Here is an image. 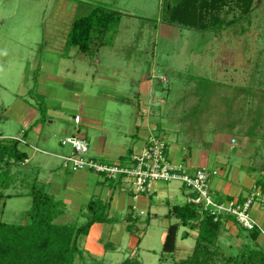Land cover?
<instances>
[{
    "label": "rangeland",
    "instance_id": "374dc122",
    "mask_svg": "<svg viewBox=\"0 0 264 264\" xmlns=\"http://www.w3.org/2000/svg\"><path fill=\"white\" fill-rule=\"evenodd\" d=\"M172 1L0 0V140L19 137L22 139L19 142L21 150L29 153L25 162L13 159L9 163L7 158L3 160L0 156V189L1 182L5 183L1 190L7 195L0 203V220L15 224L28 222L27 211L32 205L30 192L33 187L43 185L42 182L48 179L49 172L56 166L64 176L73 173L64 166L63 157L61 163L60 158L33 147L42 149L36 135L49 132L50 118H47L45 110L48 105L59 102L54 98L51 102L44 99L38 79L40 73L35 67L42 62L51 64V72L63 69L66 73L69 66L71 77L75 76L73 79L82 74L88 83H97L103 90L115 93L116 102L110 100L103 112L113 139L119 136L112 128L116 125L124 132L120 137L125 138L129 118L135 114L134 106L138 104V86L150 78L159 110L164 111V117L174 118L176 130L172 132V138H179V146L191 144L210 150L216 132H225L228 137H246L252 147H246L249 163L236 153L223 155L229 160L231 174L237 167L241 181L247 172L249 175L253 173L258 184L264 186V0H254L247 15H241L240 9L233 4L232 10L223 15L226 21L234 15L239 20L225 23L218 30L184 27L168 20L165 9ZM96 5L121 12L119 23L103 33V45H94L88 53L67 46L65 39L73 20L88 14ZM98 60L101 66L98 62L94 64ZM103 70L112 76V80L99 79L98 71ZM163 77L166 80H162ZM50 84L64 86L55 80ZM120 96L123 100H119ZM177 104H181L179 110H173ZM31 110L38 114L34 122L27 119ZM64 128L71 131L63 132ZM80 128L81 125L54 121L50 129L56 136L51 144L65 153L64 156L69 155L72 146L62 141L68 135L82 136L83 128L77 131ZM28 135L32 142L24 143V137ZM88 135L92 137L90 133ZM233 145L239 149L237 144ZM252 167H256L254 172ZM227 175L236 182L230 171ZM123 185L130 187L128 183ZM52 194L56 199L64 200L63 194ZM94 200L95 204L109 202L110 205V199L106 201L96 196ZM151 201H159L161 207L168 211L169 205L161 202L156 194ZM73 202L76 205L77 202ZM81 206L83 208L79 207L81 209L77 212L71 209V205L66 207L64 204V212L54 222L82 225L87 221L89 211L87 205ZM128 209L120 210L114 216L119 223L104 222L105 226H96L93 234L79 237V245L84 249L88 262L97 260L100 264H120L127 257L136 255L144 264H175L192 253L196 243L195 229L191 230V236L182 239L189 228L180 226L179 246L173 255L167 254L163 252V232L166 233L169 224L177 219H166L164 215L148 219L138 210L130 215L133 218L130 220ZM253 211L251 209V213ZM258 215L262 220H256L264 229V217L260 213ZM123 223L134 224L133 240H130L131 234L122 241L118 235H112V227ZM226 228L229 232L224 233L222 245L228 252L237 253L247 242L255 246L249 230H242L239 225L231 223H227ZM99 229L102 231L100 237ZM239 230L243 231L242 235L238 234ZM108 241L113 246L106 248ZM258 242L264 246V239L259 238ZM76 264L83 262L76 258Z\"/></svg>",
    "mask_w": 264,
    "mask_h": 264
},
{
    "label": "crops",
    "instance_id": "0c3cea01",
    "mask_svg": "<svg viewBox=\"0 0 264 264\" xmlns=\"http://www.w3.org/2000/svg\"><path fill=\"white\" fill-rule=\"evenodd\" d=\"M51 42L52 41H50V43ZM97 62L101 66L100 60L95 61L94 64ZM35 67H38L40 73L38 79L39 82H41L40 86H42L41 91L44 93V99L47 98L49 102H51V98L57 99L59 101V104L55 103L53 105H48L47 110H45L47 118H50L49 123L51 124L54 121H65L67 125H81V128L77 129V131L79 132L83 128L81 137L88 141L89 155L91 157L107 163H131L130 159L132 155L140 153L144 147L148 146L152 137L162 134L169 141L168 155L172 163H183L187 166V171L189 173H193L199 168H207L209 170L210 168H213V170H216L217 173L212 174V178L210 177V193L212 198L218 202H228L232 200L239 202L240 199H246V197L252 195L254 197V203L251 209L252 211L256 210V213L253 211L252 216L261 222L262 218L259 217L258 214L260 213L264 217V186L262 187L258 184V180L253 173L252 175H249L247 172V175L244 177L245 179L241 181L237 167L234 168L231 174V167H228L229 160L223 155V153H236L238 156H241L244 159L245 163H249L247 158L250 156L248 155L246 147H252L247 143L248 138L246 139V137H240V139L238 137L235 138L234 136L228 137L225 132H216L215 136L213 137L214 142L210 145V150L207 148L194 147L191 144L179 146V138L176 140L175 138H172V132L176 130L174 118L170 116L167 118L165 116V119L163 114L164 111L159 110L156 97H154L155 89L152 86L150 82L151 80L149 78L143 80L138 86V104H135L136 106H134L136 107V109H134L135 114H131L129 118L130 124L127 126L128 133H125V138L120 137V135L124 132L121 130V127L116 125L112 128L116 131V134L119 133V136L114 137L113 139V137L109 135L111 133V127L106 125V123H108L107 117H105V113L103 112L105 111L106 105H108L110 100H114L113 102H116L115 99L117 97L114 95L115 93H112L110 90H103V88L98 86L97 83L96 85L88 83L86 77L82 74H77L78 81H72L77 79H73L75 76L71 77L72 74L70 70L72 69L69 66L66 67V73L63 72V69H60L57 72H51V64L48 62L39 63V65L37 64ZM93 72L94 75H96V71ZM104 72L106 71H98L99 79L112 80V76ZM54 80L62 82L64 86L56 87V84H54L55 86H51L50 81ZM162 80H166L165 77H163ZM51 95L55 97H50ZM119 100H123V98L120 96ZM174 106L175 109L173 110H179L181 104ZM172 113L173 112H171V114ZM27 115V119L32 122H34L38 116V114H35L33 110H31ZM75 115L81 116V120L79 122L73 119ZM167 115H170V112ZM167 120H169V122ZM50 124L48 133H44V135L40 136L36 135L39 143L42 144V149L33 144L32 145L34 148L46 153L47 155L60 158L62 163V157H64L65 153L57 150L56 145H53V143L51 144V141L54 136H56V133L52 132L50 129ZM62 130L63 132L67 130L71 131V129L65 128ZM27 132L29 133V131H26V133ZM88 133H90L92 137H90ZM16 139L19 141L22 140L19 137ZM23 142H32L30 141L29 135L24 137ZM33 143L35 144L36 142ZM233 144H237L239 149L237 150ZM27 154L29 157L28 152ZM252 168L254 172L256 167ZM229 171L232 178L236 179V182L232 179H229L228 175L226 176L227 172ZM72 172L73 173L64 176L60 173L56 166V168H53L49 172L48 179L42 182V186H44L46 190L50 191V193L58 192L63 194L64 200L62 201H65L64 204H66V207L67 205H71V209H76L77 212L83 208L81 205H87L93 198L98 196L104 198L106 201H109L110 199L109 216L116 217V214L119 213L120 210L125 209L126 211V209L129 208V216L133 215L139 210L140 214H146L148 219L150 216L157 218L161 215H164L166 219H173L176 217L168 216L170 212L169 206L171 204H183L194 199L195 193L185 184H182V182L179 180H174L176 183H174V181H156L153 183V189L151 193L135 194L131 187V183L127 180L108 178L104 174L97 173L89 169ZM213 175H216L217 177ZM114 181H117V185ZM124 183L130 184V187L127 188L123 185ZM63 189L65 190L64 192ZM155 194L161 202L164 201L166 203V206L169 205L168 211L161 207L162 203H159V201H151V198ZM73 201L77 202L76 205ZM161 209L162 212L160 213ZM119 222L117 220L116 223ZM99 225L105 226L104 222H95L91 226L88 235L93 234L95 227ZM126 226L127 225L125 223L114 225L111 229L112 235H118V239L122 241L125 236L128 237V234H131L129 237L130 240H133V233L127 230ZM100 230L101 229L98 230L99 237L102 236V231ZM191 230L193 229L189 228V231H185V233L188 232L186 238L191 236ZM195 230L197 231V229ZM165 235L166 233L163 232V239ZM183 236L182 239H186ZM259 238L264 239V229L259 234L258 239ZM177 241L176 244L178 247L179 245ZM132 243L134 244L133 241ZM262 247L264 248V246ZM134 252L135 249L133 250V253ZM92 264L100 263L97 260H92Z\"/></svg>",
    "mask_w": 264,
    "mask_h": 264
},
{
    "label": "trees",
    "instance_id": "16d2710c",
    "mask_svg": "<svg viewBox=\"0 0 264 264\" xmlns=\"http://www.w3.org/2000/svg\"><path fill=\"white\" fill-rule=\"evenodd\" d=\"M253 2L254 0H173L167 4L165 10L168 12V20L184 27L218 30L225 23L237 21L236 15L230 21L225 20L233 4L240 9L241 15H247ZM121 16L119 11L96 5L88 14L73 20L66 45L88 53L94 45L104 44L101 40L103 33L111 26L117 25ZM19 142L16 138L9 141L0 140V156L3 160L7 158L9 163L13 159L24 162L28 158L27 152L19 148ZM1 185L2 188L5 187V183L1 182ZM1 189L0 203L7 196ZM30 195L32 205L27 211L28 222L15 224L0 220V264H76V258L83 264H92L86 260L78 239L80 236H87L95 222H116L115 217L109 216V202L98 204L96 201L95 204V200H91L86 206L89 211L87 221L77 226L73 223L54 222L56 217L64 212V202L56 199L44 186H34ZM196 197L195 193L194 198ZM244 201L245 199H240L238 203L243 204ZM168 216H174L178 220L167 227L163 252L171 255L175 253L180 226L198 231L192 253L175 264H264V248L258 242V236L263 231L261 226L248 229L233 214H220L215 220L211 211L194 201L172 205ZM132 219L130 216V220ZM227 223L237 224L242 230H249L255 246L247 242L237 253L225 250L222 239L224 233L229 232ZM133 225L128 224L127 230L132 232ZM242 230L238 231L239 235H242ZM187 234L188 232L183 237L186 238ZM112 244L108 241L105 246L109 248ZM120 264L144 263L134 255L127 257Z\"/></svg>",
    "mask_w": 264,
    "mask_h": 264
},
{
    "label": "built area",
    "instance_id": "2783aa9c",
    "mask_svg": "<svg viewBox=\"0 0 264 264\" xmlns=\"http://www.w3.org/2000/svg\"><path fill=\"white\" fill-rule=\"evenodd\" d=\"M74 119L79 122L81 116L75 115ZM62 143L72 146V152L63 157L65 159L64 166L72 171L89 169L104 174L108 178L127 180L131 183L135 194L151 193L153 183L156 181L179 180L197 194V197L192 201L201 203L204 209L211 211L215 220L219 218L220 214H233L248 229L260 226L251 213L254 203L253 196L246 197L243 204L233 200L228 202L214 200L210 193V177L217 171L199 168L195 172L189 173L187 166L183 163H172L168 155L167 138L162 134L152 137L150 144L144 147L140 153L132 155L131 163L126 164L102 162L91 157L88 141L76 134L66 136Z\"/></svg>",
    "mask_w": 264,
    "mask_h": 264
}]
</instances>
